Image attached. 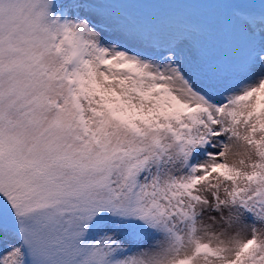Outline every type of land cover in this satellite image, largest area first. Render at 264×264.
<instances>
[{
  "label": "snow or ice",
  "instance_id": "6c2138e0",
  "mask_svg": "<svg viewBox=\"0 0 264 264\" xmlns=\"http://www.w3.org/2000/svg\"><path fill=\"white\" fill-rule=\"evenodd\" d=\"M0 264H264V0H0Z\"/></svg>",
  "mask_w": 264,
  "mask_h": 264
}]
</instances>
